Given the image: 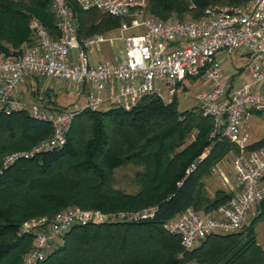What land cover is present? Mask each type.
Masks as SVG:
<instances>
[{"label":"trees","instance_id":"16d2710c","mask_svg":"<svg viewBox=\"0 0 264 264\" xmlns=\"http://www.w3.org/2000/svg\"><path fill=\"white\" fill-rule=\"evenodd\" d=\"M243 1L146 0L145 10L163 19L196 18L210 3ZM72 9L79 36L121 22L119 16L96 8L72 3ZM32 18L57 36L50 0H0V52L17 54L33 42ZM51 128L25 110H0V264H23L33 232L22 230V222L69 206L105 213L155 206L156 211L140 221L73 225L34 264H264L253 220L236 232L210 234L191 249H184L178 236L164 228L184 208L208 213L233 196L221 189L212 196L206 193L203 179L236 146L197 106L178 110L176 97L163 103L146 96L128 108H81L61 146L2 165L5 154L29 150L49 137ZM263 145L264 136L250 148ZM126 164L135 167L133 192L114 186V171ZM258 205L264 213V199Z\"/></svg>","mask_w":264,"mask_h":264},{"label":"built area","instance_id":"2783aa9c","mask_svg":"<svg viewBox=\"0 0 264 264\" xmlns=\"http://www.w3.org/2000/svg\"><path fill=\"white\" fill-rule=\"evenodd\" d=\"M57 36H52L36 18L29 22L33 42L17 54L0 52V110L22 109L51 124L49 137L31 149L5 154L6 166L64 143L75 108H28L19 95L25 79L46 77L84 90L81 108L101 109L111 105L128 108L141 98L155 96L169 103L184 81L203 79L207 85L194 98L202 115L209 116L221 136L236 146L231 152L234 172L233 196L204 215L190 207L164 223L167 232L178 236L184 249H191L210 234L236 232L244 228L250 214L264 199V145L248 133L251 116L260 118L264 129V0L241 3H210L196 18H158L145 10L146 0H50ZM72 3L81 9L96 8L119 16L122 34L101 32L77 34ZM124 31H126L124 33ZM120 39V47L109 59H93L105 41ZM238 52L248 57L244 66L223 68L224 55ZM80 108V109H81ZM264 136V132L262 137ZM223 181H226L222 177ZM155 206L134 211L101 212L98 209L66 207L51 216L21 223L33 232L31 248L23 264L43 258L50 246L61 241L73 225L109 221H140L151 218Z\"/></svg>","mask_w":264,"mask_h":264},{"label":"rangeland","instance_id":"374dc122","mask_svg":"<svg viewBox=\"0 0 264 264\" xmlns=\"http://www.w3.org/2000/svg\"><path fill=\"white\" fill-rule=\"evenodd\" d=\"M248 61V57L234 52L228 55H224L221 59V65L223 68L233 67V66H244ZM184 85H181L180 91L176 96L177 109L184 110L194 106H197L194 95L197 91L207 85L203 79L190 78L185 80ZM70 84L66 82H61L58 80L46 78V77H33L32 79H27L24 82L23 88L19 95V99L23 105L28 108L32 106H39L41 108H75L80 109V101L78 97H73L70 92ZM85 86L80 89L79 98L84 94ZM64 91V92H63ZM68 92V93H67ZM66 94V95H65ZM220 132L219 130H217ZM264 129L261 125L260 118L257 116H251L248 120V133L251 140H259L262 137ZM33 147V146H32ZM31 147V148H32ZM30 148V149H31ZM18 151V150H14ZM26 151V150H23ZM13 152V151H11ZM231 152L226 153L221 160H219L210 170L208 176L204 180V186L206 193L212 196L216 189H221L227 192L225 184L227 182L222 180V176L225 175L228 179H231ZM135 170L131 164H126L117 168L114 171V186L121 188L126 192H133L135 186L132 183L131 177L132 172ZM74 207V206H69ZM77 207V206H76ZM200 215L206 214L201 210H196ZM44 216V215H42ZM35 218V217H32ZM253 220L254 233L258 243L264 247V213L261 211V207L257 204L252 210L248 224ZM26 221V220H25ZM23 223V222H22ZM52 246L48 247L46 252L51 250ZM188 264H195L190 262Z\"/></svg>","mask_w":264,"mask_h":264},{"label":"crops","instance_id":"0c3cea01","mask_svg":"<svg viewBox=\"0 0 264 264\" xmlns=\"http://www.w3.org/2000/svg\"><path fill=\"white\" fill-rule=\"evenodd\" d=\"M126 31H124L125 33ZM105 35H109V36H115V35H119L122 34V31L118 30V27L112 28L110 30H106L101 32ZM120 39L116 38L112 41H105L101 44L100 46V50L98 52H95L92 54L93 59H97V58H101V59H109L112 57L113 53H115L117 51V49L120 47ZM33 77L27 78V79H32ZM27 79H25V83L27 81ZM69 84V83H68ZM80 87L74 84H70V90L68 92L71 93V95L74 97H78V100L80 101V105H83L84 103V96L82 95L81 98H79V94L80 93ZM64 92V91H63ZM67 92V93H68ZM66 95V94H65ZM253 141H256L253 139ZM231 179H228L225 175H223L222 177H224L226 179L225 182H227L225 184L226 190L227 192L233 194V190H231V188H233L234 185V172H233V168H231Z\"/></svg>","mask_w":264,"mask_h":264}]
</instances>
